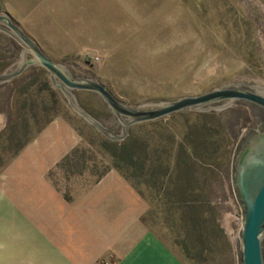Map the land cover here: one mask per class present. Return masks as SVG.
<instances>
[{
  "label": "rangeland",
  "instance_id": "obj_1",
  "mask_svg": "<svg viewBox=\"0 0 264 264\" xmlns=\"http://www.w3.org/2000/svg\"><path fill=\"white\" fill-rule=\"evenodd\" d=\"M0 14L73 77L99 82L131 108L233 83L264 87V0H0ZM21 51L0 33V74L17 66ZM73 94L120 132L99 96ZM251 118L243 105L182 112L113 142L72 112L46 71L30 66L0 85V217L40 224L57 216L43 187L67 197L107 185L140 196L131 218L143 210L147 228L184 264H236L241 210L231 165Z\"/></svg>",
  "mask_w": 264,
  "mask_h": 264
},
{
  "label": "water",
  "instance_id": "obj_2",
  "mask_svg": "<svg viewBox=\"0 0 264 264\" xmlns=\"http://www.w3.org/2000/svg\"><path fill=\"white\" fill-rule=\"evenodd\" d=\"M0 33L22 49L17 66L0 74V85L19 77L30 66L43 69L72 112L109 141L121 142L127 138L131 127L177 113L219 112L236 105L247 106L252 112L251 124L241 134L231 165V187L241 210L235 247L237 264H264V87L233 83L194 97L185 96L146 108H131L116 100L99 82L75 78L64 66L49 59L6 14H0ZM82 91L99 96L121 126L118 134L79 106L73 93Z\"/></svg>",
  "mask_w": 264,
  "mask_h": 264
},
{
  "label": "crops",
  "instance_id": "obj_3",
  "mask_svg": "<svg viewBox=\"0 0 264 264\" xmlns=\"http://www.w3.org/2000/svg\"><path fill=\"white\" fill-rule=\"evenodd\" d=\"M107 187H76L73 195L63 197L45 186V201L57 209L56 217L40 224L0 217V264H97L108 259L115 264H184L147 228L143 210L131 218L130 203L136 199L141 209L140 196L128 191L119 196ZM62 209L68 210L64 216ZM36 224L42 228L34 229Z\"/></svg>",
  "mask_w": 264,
  "mask_h": 264
},
{
  "label": "flooded vegetation",
  "instance_id": "obj_4",
  "mask_svg": "<svg viewBox=\"0 0 264 264\" xmlns=\"http://www.w3.org/2000/svg\"><path fill=\"white\" fill-rule=\"evenodd\" d=\"M243 106H245V105H243ZM247 107V106H246ZM248 108V107H247ZM249 109V108H248ZM250 110V109H249ZM250 113L252 114V112L250 111Z\"/></svg>",
  "mask_w": 264,
  "mask_h": 264
},
{
  "label": "built area",
  "instance_id": "obj_5",
  "mask_svg": "<svg viewBox=\"0 0 264 264\" xmlns=\"http://www.w3.org/2000/svg\"><path fill=\"white\" fill-rule=\"evenodd\" d=\"M93 60L97 61L98 59H97V58H95V59H93Z\"/></svg>",
  "mask_w": 264,
  "mask_h": 264
}]
</instances>
